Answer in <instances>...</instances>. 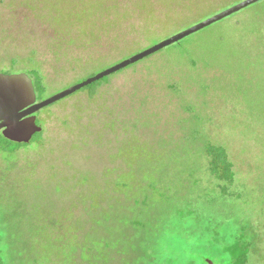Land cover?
Here are the masks:
<instances>
[{
    "label": "rangeland",
    "instance_id": "obj_1",
    "mask_svg": "<svg viewBox=\"0 0 264 264\" xmlns=\"http://www.w3.org/2000/svg\"><path fill=\"white\" fill-rule=\"evenodd\" d=\"M242 1L0 0V74L42 79L41 102ZM228 26L40 110L41 136L0 148L5 264H144L204 237L212 259L243 238L264 264V49ZM207 144L227 150L235 196L208 175Z\"/></svg>",
    "mask_w": 264,
    "mask_h": 264
},
{
    "label": "water",
    "instance_id": "obj_2",
    "mask_svg": "<svg viewBox=\"0 0 264 264\" xmlns=\"http://www.w3.org/2000/svg\"><path fill=\"white\" fill-rule=\"evenodd\" d=\"M261 1L263 0H244L237 3L232 7L144 50L143 52L41 102H38L33 80L27 74H0V131H2V135L5 139L14 143L26 145L31 143L35 135L43 131V128L37 124L36 113L40 110L173 44L179 43L187 37L221 22ZM208 264L214 263L208 260Z\"/></svg>",
    "mask_w": 264,
    "mask_h": 264
},
{
    "label": "trees",
    "instance_id": "obj_3",
    "mask_svg": "<svg viewBox=\"0 0 264 264\" xmlns=\"http://www.w3.org/2000/svg\"><path fill=\"white\" fill-rule=\"evenodd\" d=\"M237 16L242 17H240L238 25H234L231 20ZM223 22H225L226 25H229V30H232L234 33V35H231V38L237 36L241 40H246V44L254 45L261 50L264 49V0L221 21L220 23ZM108 78L109 77H106L86 88H92L96 91V89L107 81ZM33 84L36 94H38V92H44L45 84L42 79H38L37 83L33 81ZM39 136H41V134L35 135L33 140ZM24 146L27 145L11 142L5 139L0 133V148L2 150L16 153ZM205 154L208 175L214 180L217 191L225 198L235 196L233 191H235L237 186L236 173L234 171V164L230 160L227 150L222 146L207 144L205 147ZM181 216L183 218V215ZM204 238L198 239V242L195 245V247L199 249L197 254L180 257L171 255L169 258L165 259L163 258V251L157 256L154 253H151L146 256L144 264H208L206 259H209L214 264H250V245L243 238H237L234 244L223 246L224 248L222 249V252L221 250L219 251L220 254L218 256L220 257L217 259L208 257L206 253L207 251L215 252V249L219 246V240H216L215 244H209V242H205ZM0 264H5V261L1 257Z\"/></svg>",
    "mask_w": 264,
    "mask_h": 264
},
{
    "label": "flooded vegetation",
    "instance_id": "obj_4",
    "mask_svg": "<svg viewBox=\"0 0 264 264\" xmlns=\"http://www.w3.org/2000/svg\"><path fill=\"white\" fill-rule=\"evenodd\" d=\"M0 133L2 134V131H0ZM42 133V132H41ZM206 262L208 263V260H206Z\"/></svg>",
    "mask_w": 264,
    "mask_h": 264
}]
</instances>
